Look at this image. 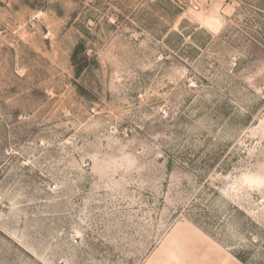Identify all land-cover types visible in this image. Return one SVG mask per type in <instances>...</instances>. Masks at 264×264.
<instances>
[{
  "label": "rangeland",
  "instance_id": "rangeland-1",
  "mask_svg": "<svg viewBox=\"0 0 264 264\" xmlns=\"http://www.w3.org/2000/svg\"><path fill=\"white\" fill-rule=\"evenodd\" d=\"M238 256L264 264V0H0V264Z\"/></svg>",
  "mask_w": 264,
  "mask_h": 264
},
{
  "label": "crops",
  "instance_id": "crops-1",
  "mask_svg": "<svg viewBox=\"0 0 264 264\" xmlns=\"http://www.w3.org/2000/svg\"><path fill=\"white\" fill-rule=\"evenodd\" d=\"M208 244V243H207ZM211 244V243H210ZM204 245H206V244H204ZM215 247V246H214ZM215 251H216V254L217 255H220V256H227V255H222V254H220V252L217 250V249H215ZM228 257V256H227ZM227 261H228V264H230V259L229 258H227Z\"/></svg>",
  "mask_w": 264,
  "mask_h": 264
},
{
  "label": "trees",
  "instance_id": "trees-1",
  "mask_svg": "<svg viewBox=\"0 0 264 264\" xmlns=\"http://www.w3.org/2000/svg\"><path fill=\"white\" fill-rule=\"evenodd\" d=\"M238 258L244 263L247 264V260L245 258H243L242 256H238Z\"/></svg>",
  "mask_w": 264,
  "mask_h": 264
}]
</instances>
